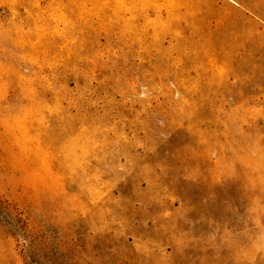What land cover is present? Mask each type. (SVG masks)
Returning a JSON list of instances; mask_svg holds the SVG:
<instances>
[{"label":"rangeland","instance_id":"1","mask_svg":"<svg viewBox=\"0 0 264 264\" xmlns=\"http://www.w3.org/2000/svg\"><path fill=\"white\" fill-rule=\"evenodd\" d=\"M0 264H264V0H0Z\"/></svg>","mask_w":264,"mask_h":264},{"label":"bare ground","instance_id":"2","mask_svg":"<svg viewBox=\"0 0 264 264\" xmlns=\"http://www.w3.org/2000/svg\"><path fill=\"white\" fill-rule=\"evenodd\" d=\"M246 11V10H245Z\"/></svg>","mask_w":264,"mask_h":264}]
</instances>
